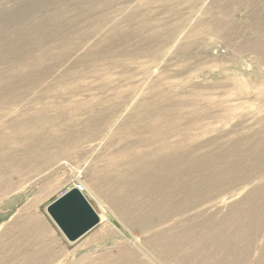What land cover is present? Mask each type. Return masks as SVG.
<instances>
[{
  "label": "rangeland",
  "instance_id": "374dc122",
  "mask_svg": "<svg viewBox=\"0 0 264 264\" xmlns=\"http://www.w3.org/2000/svg\"><path fill=\"white\" fill-rule=\"evenodd\" d=\"M62 1L0 0V90H13L19 96L15 99L18 101L15 109L11 104L4 105L5 100L1 102L0 122L8 123L27 108H46L52 116L58 115L59 108L68 112L80 106L96 107L97 112L103 113L100 101L105 102V108L119 104V112L126 116L136 102H143V96L149 98L151 87L158 86L165 89L160 91L164 98L172 97L184 106L188 104L187 95L194 90L200 92H195L202 96L197 109L204 114L196 124H189L188 114L193 109L185 107L183 114L168 110L173 116L180 117V124L175 129L185 130L182 134L187 143L197 145L217 139L219 143L229 144L240 139L246 143V150L260 141L259 134L264 131V49H249L247 39L264 36V28L255 29L249 7L250 3L262 0H96L104 4L95 17L96 22L93 19L80 22L77 33L71 36L70 48L60 45L51 49L45 60H35L41 55L40 44L47 47L54 42L60 44L66 37L62 29L70 30L68 20L72 14L65 17L62 26L52 16ZM30 21L32 27L29 28ZM209 23H223L225 29L222 33L207 35L204 29ZM117 31L122 36H131L127 43L134 51L137 46L146 44L155 55L124 57L115 60L114 66L107 64L106 71L89 73L78 80V74L85 73L87 68L90 70L86 62L79 61L88 53L100 50L98 47L104 45L101 43L103 38L113 36ZM237 31L239 36L226 39L222 36L225 32L235 34ZM81 33L85 38L80 37ZM114 41L121 45L118 38ZM124 50L125 46H119L111 51L121 55ZM57 56L64 60L55 62ZM42 66L47 70L41 69ZM236 72L245 73L242 78L248 79L246 83L243 81L238 85ZM30 89L33 91L27 93ZM206 99H211L212 103L205 102ZM65 118L64 121L69 120L67 116ZM119 121L109 128L106 139L90 144V153L84 156L72 158L69 155L48 167L31 164L24 169L27 173L20 169L13 171L17 173L11 176L15 189L0 197V239L7 233L11 238L20 237L23 231H19L17 225H23L25 218L31 216L45 230L46 248L55 253V262L51 264H123L125 261L118 256L120 251L145 261L141 249L151 236L137 228H128L117 216L107 195L114 197L107 182L98 186L96 179L103 176L116 178L107 165L125 143L138 142L137 137L122 141L111 136L120 125ZM183 137L179 135V138ZM20 175L26 179L21 181ZM78 182L86 188L87 198L101 215V222L77 242L69 243L47 215L46 207ZM240 189L225 192L216 201L223 215L251 188ZM208 211L212 213L215 209ZM259 223L264 226V211ZM161 231L162 227H157L155 233ZM258 240L252 252L244 256L245 264H257L261 258L264 227ZM185 254L196 256L199 264H217L201 251L195 253L188 248ZM209 254L218 259L227 256L218 250H209ZM154 258L157 261L153 262L160 264V259ZM172 264L182 263L176 260Z\"/></svg>",
  "mask_w": 264,
  "mask_h": 264
},
{
  "label": "bare ground",
  "instance_id": "6f19581e",
  "mask_svg": "<svg viewBox=\"0 0 264 264\" xmlns=\"http://www.w3.org/2000/svg\"><path fill=\"white\" fill-rule=\"evenodd\" d=\"M95 1L63 0L52 16L62 26L65 17L72 14L68 20L70 30L62 29L66 37L60 44L54 42L48 47L40 44L41 55L35 60H45L49 51L60 45L62 48H70L71 36L77 33L78 24L92 19L96 22L97 13L103 9V2ZM249 7L252 9L251 19L255 29L264 28V0L250 3ZM100 20L98 22H102ZM28 27H32L31 21L28 22ZM222 29H225L223 23L217 25L209 23L204 30L205 34L211 35L218 31L222 33ZM137 31L136 29L135 32ZM238 33L239 31L235 34L225 32L222 36L226 39L239 36ZM113 34L109 36L110 38H103L104 42L101 43L104 45L98 47L100 50L88 53L84 60L79 61L86 62L90 70L87 68L85 73L78 74V80L89 73L106 71L107 64L114 66L115 60L119 61L124 57L155 55L146 44L137 46L134 48L135 51L128 47L127 42L131 37L129 34V37L122 36V33L120 35L118 31ZM80 37L85 38L84 33H81ZM115 38L121 41V45L114 41ZM247 41L251 50L258 47L264 49V36L252 37ZM116 46H125L121 55L111 51L113 47L116 49ZM63 60L59 56L55 57L57 63ZM41 69L47 70V67L42 66ZM236 73L240 83L238 85L240 86L243 81L246 83L248 79L243 80L242 77L245 73L250 74V71ZM156 87H151L149 98L143 96V102H136L126 116L119 112L121 108L119 104L105 108V102L100 101L99 106L103 107V113L97 112L96 107L80 106L68 112L59 108L58 115L52 116L49 115L51 111L46 108H27L8 123L0 122V197L9 195L15 189L11 176L17 173L13 171L20 169L24 172L27 166L35 163L48 167L69 155L72 158L84 156L90 153L88 148L90 144L106 139L110 133L109 128L120 120V125L111 136L122 141L129 137H137L138 142L125 143L117 151L115 159L108 165L105 163L109 167V172L113 171L116 178L108 179L107 176H103L100 180L96 179L98 186L107 182L108 189L114 197L107 195L113 202L117 216L125 221L128 228H137L143 234L151 236L145 241V248L141 249L145 261L139 256L133 254L129 256L128 253L120 251L118 256L125 261L123 264H156L157 262H153L157 261L154 257L161 260L158 259L160 264H172L176 260L182 264H199L196 256L184 255L188 248L195 253L201 251L202 255L207 253V256L217 264H229L230 261H232L230 264L236 262L245 264L244 256L252 252L259 232L264 227L259 223L264 211V131L259 134L260 141L250 145L246 150H244L246 143L240 139L229 144L219 143L217 139L197 145L187 143L186 137L182 134L185 130L175 129L176 125L180 124L178 122L180 117L173 116L169 111L183 114L182 110L185 107L191 108L193 111L188 114L191 118L189 124H196L204 114L197 109L202 100V96L198 94L200 92L194 90V93L187 95L188 104L184 106L172 97L164 98L161 92L165 89ZM31 91L33 89L27 93ZM16 98L19 96L17 97L13 90H0V107L1 102L5 100L4 105L11 104L13 108H17ZM205 102L212 103V100L206 99ZM129 106L131 107V104ZM106 111L108 113H105ZM65 116L68 117V121H64ZM83 116L87 118L84 119ZM180 134L183 138H179ZM18 178L21 181L26 179L21 175ZM78 183L80 185L74 187L88 200L86 188ZM246 188L251 189L239 203L232 205L226 215H223L216 201L225 192ZM213 208L215 211L209 213L208 209ZM96 212L101 218L99 212L97 210ZM25 219L23 225H17V229L23 231L20 237L11 238L7 233L0 239V264L55 262L54 251L47 249L44 244L45 230L41 223L31 216ZM157 227H162V231L155 233ZM209 250H218L227 256L218 259L211 256ZM260 256L257 264H264V250Z\"/></svg>",
  "mask_w": 264,
  "mask_h": 264
},
{
  "label": "water",
  "instance_id": "95a60500",
  "mask_svg": "<svg viewBox=\"0 0 264 264\" xmlns=\"http://www.w3.org/2000/svg\"><path fill=\"white\" fill-rule=\"evenodd\" d=\"M46 213L69 243H75L101 222L82 192L73 187L46 207Z\"/></svg>",
  "mask_w": 264,
  "mask_h": 264
},
{
  "label": "built area",
  "instance_id": "2783aa9c",
  "mask_svg": "<svg viewBox=\"0 0 264 264\" xmlns=\"http://www.w3.org/2000/svg\"><path fill=\"white\" fill-rule=\"evenodd\" d=\"M78 185H80V184H78ZM64 194V193H63Z\"/></svg>",
  "mask_w": 264,
  "mask_h": 264
}]
</instances>
